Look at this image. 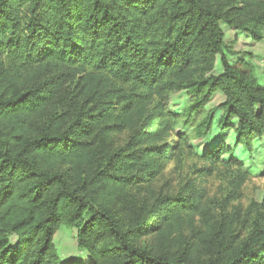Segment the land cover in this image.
<instances>
[{
	"label": "trees",
	"instance_id": "1",
	"mask_svg": "<svg viewBox=\"0 0 264 264\" xmlns=\"http://www.w3.org/2000/svg\"><path fill=\"white\" fill-rule=\"evenodd\" d=\"M255 1L0 0V264H52L62 226L91 264H264V197L241 203L251 172L235 156L264 139V84L225 40V27L264 39V14L243 18ZM78 74L74 96L64 88ZM180 91L196 139L216 129L233 141L203 153L169 143L162 102ZM187 158L195 177L159 197L156 179ZM212 177L220 200L201 188Z\"/></svg>",
	"mask_w": 264,
	"mask_h": 264
},
{
	"label": "rangeland",
	"instance_id": "2",
	"mask_svg": "<svg viewBox=\"0 0 264 264\" xmlns=\"http://www.w3.org/2000/svg\"><path fill=\"white\" fill-rule=\"evenodd\" d=\"M24 11V10H23ZM22 11V17L25 13ZM264 14V0H256L255 4L250 5L248 11L243 17L246 21H251L252 17ZM25 22V21H24ZM264 37V31L262 32ZM225 40L230 51H236L240 55L244 54L252 61L255 66V73L259 81L264 84V39L256 43L250 37L243 34H239L236 31L225 27ZM56 75V73L52 74ZM83 85L82 74H78L75 79H71L70 82L65 86L64 89L68 90V93L72 92L74 96H77V88ZM224 101L222 94H216L209 104L208 108L216 107ZM193 102V96L186 91H180L169 96V98L162 102L166 119L171 123L172 130L168 133L169 143H181L182 137L190 139L192 145L197 148L199 153L208 151L218 143L219 140L232 142L233 132L221 133L218 130L214 131L206 138L196 139L194 137V125H184V119L182 113L185 109ZM159 101L154 102L151 106H155ZM64 109L60 107H50L43 113L42 120L47 119L53 115H60ZM201 117V116H200ZM220 117V113L217 114V118ZM128 138V133L116 136L111 139V142L116 147L123 145ZM256 148L252 154L248 153L241 147H237L236 157L245 163L247 169L251 172V177L246 183L243 190V199L241 203L248 205L252 200L261 202L264 197V139L255 143ZM196 162L187 158L183 164H178L176 160L170 161L162 174L156 179L153 184V188L157 192L159 197L175 195L179 189L183 186L184 182L188 178L195 177L193 172V165ZM204 166L199 163V167ZM221 182L215 177L206 178L201 182V188L206 192V198L213 200H220V189ZM132 196L135 200L141 204L148 200L149 195L147 193L146 186L134 187L131 190ZM201 226L197 222V226L194 230L186 232V243L188 246H192L198 242L197 233ZM154 238L149 236L147 239L148 244ZM16 242V238L13 239V243ZM55 250L57 253V259L52 264H65L69 261H76L77 263L91 264L89 256L81 252L77 246V235L76 232L71 230L67 226H62L54 236Z\"/></svg>",
	"mask_w": 264,
	"mask_h": 264
}]
</instances>
